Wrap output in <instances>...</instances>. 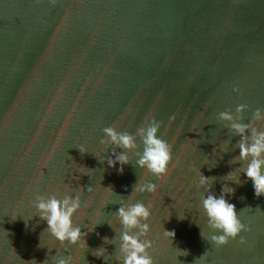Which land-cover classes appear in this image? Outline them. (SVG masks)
<instances>
[{
	"label": "water",
	"instance_id": "95a60500",
	"mask_svg": "<svg viewBox=\"0 0 264 264\" xmlns=\"http://www.w3.org/2000/svg\"><path fill=\"white\" fill-rule=\"evenodd\" d=\"M257 108L264 0H0V264H123V233L139 229H125L118 211L150 202L155 264H194L205 252L197 264H264V196H255L245 162H232L240 137L220 119L230 111L249 123ZM151 118L173 145L161 178L137 164L138 129ZM252 124L264 131V122ZM108 127L136 139L123 174L108 164L126 151ZM230 172L241 184L225 179ZM138 183L156 184L157 195H134ZM225 187L250 231L217 248L210 237L222 233L208 228L202 200ZM53 197H79L73 225L87 248L46 231L37 205Z\"/></svg>",
	"mask_w": 264,
	"mask_h": 264
},
{
	"label": "clouds",
	"instance_id": "9594fccd",
	"mask_svg": "<svg viewBox=\"0 0 264 264\" xmlns=\"http://www.w3.org/2000/svg\"><path fill=\"white\" fill-rule=\"evenodd\" d=\"M233 91L242 95L240 88L235 87ZM248 110V106L241 104L235 109L236 113L242 115ZM174 119V116L171 118ZM220 119L228 122L231 130L240 137L238 142L239 156L232 161L233 163L244 161L246 167L242 169L243 173L247 176L248 180L252 181L254 187V193L257 198L264 196V131L254 127L252 121L264 122V109L257 108L252 117V121L249 123L237 122L236 118L230 111L220 113ZM144 125L138 129V134L141 136L144 149L143 154L137 161L140 168L146 169L147 172L152 175L161 178L168 175L169 164L172 161L173 145L169 144L165 139L161 138L160 131L162 128L161 122L154 118L145 119ZM104 132L111 142L117 147L125 149V152H121L115 160H109V167L115 168L117 163L121 165L119 168L120 174H123V165L130 163L127 155L128 151L137 149L136 139L133 135L127 132H117L115 127H108L104 129ZM250 132V135L248 133ZM105 143V141H101ZM79 151L83 154L86 150L81 147ZM174 167V165H173ZM235 184H241L239 176L235 172H230L225 177ZM214 182V178H213ZM201 186L209 184V178L200 174ZM157 185L154 183H138L134 189V195L138 193L152 194L153 197L157 195ZM111 195L113 191L108 188ZM92 191L91 188L88 189ZM210 191V190H209ZM228 195H235L234 188H223L219 198L210 194L202 200V207L207 216L208 228L213 233H222L219 235H211V243L217 248L226 246L230 241L236 240L241 236V233L248 232L250 229L243 224L239 217L236 206L230 203L227 199ZM41 216L48 228L46 231L50 232L52 236L56 238L61 244L71 243L73 245L80 244V247L87 248V241L84 240L81 243V237L86 234L82 233L81 229L74 227L73 216L80 208L79 197L76 200L65 199L63 201L52 198L48 201H44L42 198L37 205ZM153 203L150 202L147 206L143 203H133L127 208L121 207L118 211L120 222L125 229L136 230L139 229L137 235H129L127 231L123 233V243L120 248V252L123 254V264H155L153 256L150 254V250L153 249V243L147 239L151 225L148 223L152 218ZM181 219V218H180ZM111 226V222H109ZM95 225L90 231H94ZM164 235L171 237V241L175 239V232L164 229ZM201 235L205 237L204 233ZM145 237V239H141ZM105 242L107 238H105ZM242 244L246 243L241 239ZM182 255L187 256V251H181ZM105 249L100 248L94 251L93 255L96 258H103ZM207 257L205 252L197 261H203ZM35 264L37 262L35 261ZM47 264V261L44 262ZM57 264H71L70 259H60Z\"/></svg>",
	"mask_w": 264,
	"mask_h": 264
}]
</instances>
